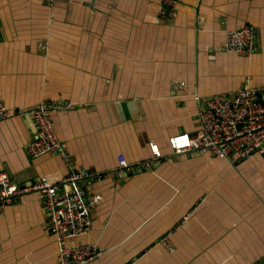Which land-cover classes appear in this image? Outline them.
Listing matches in <instances>:
<instances>
[{
	"label": "crops",
	"instance_id": "0c3cea01",
	"mask_svg": "<svg viewBox=\"0 0 264 264\" xmlns=\"http://www.w3.org/2000/svg\"><path fill=\"white\" fill-rule=\"evenodd\" d=\"M0 0V172L28 185L74 169L100 195L90 264H258L264 259V148L249 159L176 155L169 138L193 133L206 99L264 90V0ZM256 31L249 58L224 50L226 33ZM186 83L177 90L174 83ZM198 97V98H197ZM52 106L59 153L31 159L29 110ZM150 143L163 158L153 162ZM0 264H58L43 200L0 209Z\"/></svg>",
	"mask_w": 264,
	"mask_h": 264
},
{
	"label": "built area",
	"instance_id": "2783aa9c",
	"mask_svg": "<svg viewBox=\"0 0 264 264\" xmlns=\"http://www.w3.org/2000/svg\"><path fill=\"white\" fill-rule=\"evenodd\" d=\"M177 4V0H163L161 15L171 19ZM223 47L227 53L252 57L257 52L254 27L246 25L227 31ZM185 86L184 82L174 83L177 90H184ZM51 109L48 103H41L29 110L35 127V136L26 148L31 159L54 153L69 159L56 134ZM9 115L6 105L0 102V121L8 119ZM198 117L196 131L169 138L174 154L194 152L231 161V157L249 159L264 148V90L253 87L248 77L237 91L208 97ZM150 149L153 162L131 168L124 157H119L121 168H151L154 163H159L163 158L159 145L150 143ZM93 177L83 168H73L68 176H45L23 185L15 182L8 173L0 172V209L16 201L20 195L37 194L44 202L49 230L56 237L58 264H90L100 255L98 247L74 240L90 233L92 210L101 199L100 195H90L86 189V180ZM258 264H264V259Z\"/></svg>",
	"mask_w": 264,
	"mask_h": 264
}]
</instances>
